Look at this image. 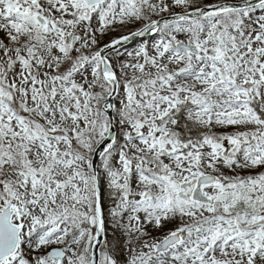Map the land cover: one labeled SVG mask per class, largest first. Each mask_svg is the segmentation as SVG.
I'll list each match as a JSON object with an SVG mask.
<instances>
[{"label":"snow or ice","instance_id":"snow-or-ice-1","mask_svg":"<svg viewBox=\"0 0 264 264\" xmlns=\"http://www.w3.org/2000/svg\"><path fill=\"white\" fill-rule=\"evenodd\" d=\"M0 264H264V0H0Z\"/></svg>","mask_w":264,"mask_h":264}]
</instances>
